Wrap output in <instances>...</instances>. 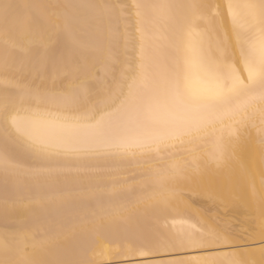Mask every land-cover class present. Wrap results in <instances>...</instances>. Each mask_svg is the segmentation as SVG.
Segmentation results:
<instances>
[{"label":"bare ground","instance_id":"bare-ground-1","mask_svg":"<svg viewBox=\"0 0 264 264\" xmlns=\"http://www.w3.org/2000/svg\"><path fill=\"white\" fill-rule=\"evenodd\" d=\"M262 30L264 0H0V264H264ZM194 56L243 86L192 99Z\"/></svg>","mask_w":264,"mask_h":264},{"label":"snow or ice","instance_id":"snow-or-ice-1","mask_svg":"<svg viewBox=\"0 0 264 264\" xmlns=\"http://www.w3.org/2000/svg\"><path fill=\"white\" fill-rule=\"evenodd\" d=\"M229 7L231 8V5ZM243 55L248 81L252 83L259 79L262 87H264V30L261 31L257 39L249 41L247 53ZM185 80V87H188L192 81L199 83L202 90L199 92L190 91V95L192 99L204 102L221 99L225 92H237L243 86V81L233 70L230 76V84L221 88L213 74L195 56L190 61V71Z\"/></svg>","mask_w":264,"mask_h":264}]
</instances>
